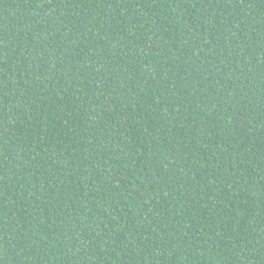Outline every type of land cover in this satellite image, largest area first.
<instances>
[{
	"label": "trees",
	"instance_id": "1",
	"mask_svg": "<svg viewBox=\"0 0 264 264\" xmlns=\"http://www.w3.org/2000/svg\"><path fill=\"white\" fill-rule=\"evenodd\" d=\"M0 264H264V0H0Z\"/></svg>",
	"mask_w": 264,
	"mask_h": 264
}]
</instances>
